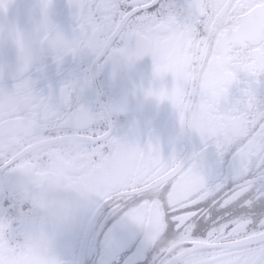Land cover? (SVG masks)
I'll list each match as a JSON object with an SVG mask.
<instances>
[{
  "label": "flooded vegetation",
  "instance_id": "af4514ba",
  "mask_svg": "<svg viewBox=\"0 0 264 264\" xmlns=\"http://www.w3.org/2000/svg\"><path fill=\"white\" fill-rule=\"evenodd\" d=\"M110 3L47 0L50 23L41 31L37 63L23 77L0 82V213L31 220L35 200L62 202L68 219L55 226L54 243L68 264L63 238L85 223L102 228L110 215L128 223L119 226L122 235H139L156 250L157 264H235L258 255L264 0H191L194 10L184 22L169 12L157 26L161 33L137 46L106 25ZM127 15L117 18V28ZM60 34L71 38L66 51L53 46ZM240 47L252 63L231 58ZM209 63L213 89L193 90L197 66L202 73ZM251 74L249 87L243 80ZM69 114L73 123L65 125ZM221 165L229 177L221 207L240 211L217 216L207 236L193 238L192 225L184 226L192 213L169 214L212 196L213 170ZM16 176L26 187L13 189ZM170 219L179 223L168 236ZM54 255L36 245L22 264H55ZM2 257L0 264H21ZM103 257L119 259L104 249Z\"/></svg>",
  "mask_w": 264,
  "mask_h": 264
},
{
  "label": "snow or ice",
  "instance_id": "6c2138e0",
  "mask_svg": "<svg viewBox=\"0 0 264 264\" xmlns=\"http://www.w3.org/2000/svg\"><path fill=\"white\" fill-rule=\"evenodd\" d=\"M143 3H146V0H129V2L111 0L108 5L112 16L105 21L106 25L110 29L116 28L117 38L126 41L130 46L145 45L149 42L148 38L161 33V28L157 26L166 20L169 12L175 16L176 22L182 23L187 19L188 12L194 10L191 0H155L153 3H148L146 7H138ZM133 8L136 11H131ZM125 14H128L126 19L117 28V18ZM172 26L175 27V24ZM51 102L53 105L56 104L54 99ZM63 123L65 125L73 123V115L69 114ZM213 171L217 190L212 196L169 214L170 217H175L181 212L192 213L184 226L192 225L191 236L193 238L207 236L211 222L217 216L225 212L236 215L240 211L234 207H221L224 200L223 193L228 188L229 177L224 165ZM214 200L216 203H213ZM104 211L110 212V205H104ZM256 211L264 214V208H258ZM131 223H136L135 217L132 218ZM178 223L179 221L170 219L166 235H173ZM121 224L128 223H118L117 216L110 215L102 228L97 229L94 225L85 223L74 232L67 234L63 238V246L65 251L71 255L73 264H157L156 250L149 248L139 235L131 238L122 235L118 230ZM102 249L110 253L112 257L119 256V259L102 258ZM199 251L198 246L194 247L190 255L196 256ZM257 251L258 255L253 253L247 259L237 260L235 264H264V239Z\"/></svg>",
  "mask_w": 264,
  "mask_h": 264
},
{
  "label": "clouds",
  "instance_id": "9594fccd",
  "mask_svg": "<svg viewBox=\"0 0 264 264\" xmlns=\"http://www.w3.org/2000/svg\"><path fill=\"white\" fill-rule=\"evenodd\" d=\"M50 21L41 20L40 24L36 27L33 34V42L41 43L39 33L47 27ZM55 48L61 50H68L71 46V38L67 34H60L54 41ZM264 48V41L260 45ZM251 53L246 52L243 47L236 48L231 52V58H234L237 64L252 63L249 59ZM264 70V69H262ZM197 76L195 84L191 87L193 90L200 89L201 91H211L215 85V72L213 68L207 66L201 73L199 66H197ZM255 80V75L251 74L243 80V83L252 86ZM255 115L256 113H251ZM264 115V111L260 113ZM24 185L22 176L14 177L12 187L14 190H20ZM26 187V185H24ZM33 207L35 214L31 220H23L18 218L12 213H0V253L3 254L5 260L9 257L22 262L28 257L33 246L43 245L54 253L55 264H68L66 257L63 253L57 250L55 246V226L66 223L67 215L61 214L60 208H63V203L60 202L59 207L54 206L46 200H35ZM164 243V241H161Z\"/></svg>",
  "mask_w": 264,
  "mask_h": 264
},
{
  "label": "water",
  "instance_id": "95a60500",
  "mask_svg": "<svg viewBox=\"0 0 264 264\" xmlns=\"http://www.w3.org/2000/svg\"><path fill=\"white\" fill-rule=\"evenodd\" d=\"M47 0H0V82L26 75L34 65L42 43L33 42L36 27L44 20ZM264 239V233L256 240Z\"/></svg>",
  "mask_w": 264,
  "mask_h": 264
}]
</instances>
